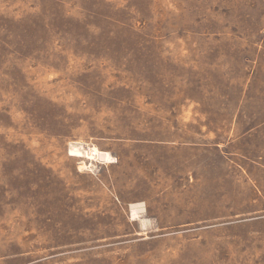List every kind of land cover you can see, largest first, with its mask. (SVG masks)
Here are the masks:
<instances>
[{"label": "rangeland", "instance_id": "rangeland-1", "mask_svg": "<svg viewBox=\"0 0 264 264\" xmlns=\"http://www.w3.org/2000/svg\"><path fill=\"white\" fill-rule=\"evenodd\" d=\"M0 264H264V0H0Z\"/></svg>", "mask_w": 264, "mask_h": 264}, {"label": "bare ground", "instance_id": "bare-ground-1", "mask_svg": "<svg viewBox=\"0 0 264 264\" xmlns=\"http://www.w3.org/2000/svg\"><path fill=\"white\" fill-rule=\"evenodd\" d=\"M75 148L76 149H74V150L71 149L70 155L80 157L82 155L80 149H77V147H75ZM88 158L89 159H96V160L110 161L112 157L107 152H101V151L94 148L91 151V153H88ZM131 216H132V218H134L136 216L134 211H132Z\"/></svg>", "mask_w": 264, "mask_h": 264}]
</instances>
